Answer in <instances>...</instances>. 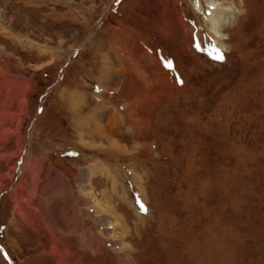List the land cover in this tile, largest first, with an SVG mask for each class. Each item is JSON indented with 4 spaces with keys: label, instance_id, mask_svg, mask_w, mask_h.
<instances>
[{
    "label": "rangeland",
    "instance_id": "374dc122",
    "mask_svg": "<svg viewBox=\"0 0 264 264\" xmlns=\"http://www.w3.org/2000/svg\"><path fill=\"white\" fill-rule=\"evenodd\" d=\"M211 1L0 0V264H264V0Z\"/></svg>",
    "mask_w": 264,
    "mask_h": 264
},
{
    "label": "bare ground",
    "instance_id": "6f19581e",
    "mask_svg": "<svg viewBox=\"0 0 264 264\" xmlns=\"http://www.w3.org/2000/svg\"><path fill=\"white\" fill-rule=\"evenodd\" d=\"M208 2V1H207ZM212 2V1H211ZM211 2H209V3H211ZM213 3V5H215L216 6V9H215V11L216 10H218L219 11V13H222V10H223V8L224 7H222L221 6V4H219V3H217V1L215 0V1H213L212 2ZM214 8V7H213ZM233 9V8H232ZM232 9H226V12H229V11H232ZM234 11V10H233ZM225 12V11H224ZM231 13V12H230ZM212 15H213V18L210 20L212 23H214V25H216V24H218V26H219V28H216V30L217 29H219V30H221L222 29V26H223V21H225V20H221L220 19V21H218V20H216L217 18H216V16H219L218 15V13H217V11L214 13V10H213V12H212ZM227 19V18H226ZM218 31V30H217ZM222 31V30H221ZM216 37H217V39L220 41V40H222V37H223V35L220 33H216ZM218 42V41H217ZM218 43H220V42H218ZM122 186H124V185H122ZM87 245V244H86Z\"/></svg>",
    "mask_w": 264,
    "mask_h": 264
},
{
    "label": "crops",
    "instance_id": "0c3cea01",
    "mask_svg": "<svg viewBox=\"0 0 264 264\" xmlns=\"http://www.w3.org/2000/svg\"><path fill=\"white\" fill-rule=\"evenodd\" d=\"M62 156V158H65L66 156H71L70 154H68V153H65V154H62L61 155ZM135 205H136V203H135ZM136 207H137V205H136ZM70 217H71V214H70ZM64 218H66L67 220H69V213H68V210H64ZM73 218V217H72ZM65 221V220H64Z\"/></svg>",
    "mask_w": 264,
    "mask_h": 264
},
{
    "label": "snow or ice",
    "instance_id": "6c2138e0",
    "mask_svg": "<svg viewBox=\"0 0 264 264\" xmlns=\"http://www.w3.org/2000/svg\"><path fill=\"white\" fill-rule=\"evenodd\" d=\"M216 59H218V60H223V56H222V55L217 56ZM98 90H99V89H98ZM141 210H142V211H146V209H145L143 206H141Z\"/></svg>",
    "mask_w": 264,
    "mask_h": 264
}]
</instances>
